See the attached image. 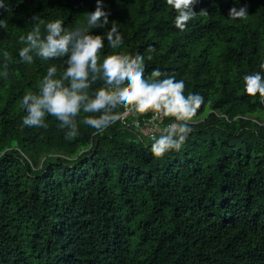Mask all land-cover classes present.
<instances>
[{
    "label": "trees",
    "instance_id": "obj_1",
    "mask_svg": "<svg viewBox=\"0 0 264 264\" xmlns=\"http://www.w3.org/2000/svg\"><path fill=\"white\" fill-rule=\"evenodd\" d=\"M5 2L0 264H264V103L245 93L243 80L264 62V0H198L185 31L166 0H103L109 25L92 30L105 36L101 60L141 54L145 78L159 68L185 82V95L204 98L183 148L162 159L133 118L94 135L81 111L72 140L55 117H46L47 129L24 126L23 95L38 91L50 65L62 71L66 57L23 63L20 37L34 15L78 27L96 0ZM244 5L247 19L230 20L229 9ZM112 21L120 49L107 45Z\"/></svg>",
    "mask_w": 264,
    "mask_h": 264
},
{
    "label": "clouds",
    "instance_id": "obj_2",
    "mask_svg": "<svg viewBox=\"0 0 264 264\" xmlns=\"http://www.w3.org/2000/svg\"><path fill=\"white\" fill-rule=\"evenodd\" d=\"M198 0H166V4L176 13L175 27L185 31L189 21L197 13L194 6ZM0 10L8 11L5 0H0ZM201 15H206L201 10ZM110 11L105 10L103 0H96V8L86 14V21L78 27L67 28L61 19L43 21L39 15L31 18L32 29L26 37H20L24 46L19 49L20 61L33 64L34 58L44 61L66 57V67L60 71L57 65L47 68L39 82L38 91H27L22 97L21 107L25 111L22 123L27 127L48 128L46 117H55L58 127L65 129V139L72 140L79 135L77 117L81 111L86 114L80 123L94 129V135L125 119L129 114L144 116L152 113L151 120L172 118L159 136L153 135L150 147L156 159H162L169 152H179L193 131V118L204 104L199 93L185 95V82L177 80L159 68H154L145 78V57L116 52L101 60L105 47L104 35H93V29H104L109 25ZM230 20H246L247 5L231 7ZM43 26V34H42ZM7 23L0 19V29ZM107 45L111 49H120L124 43L123 35L115 21L106 33ZM148 53H154L151 46ZM5 63L2 75L8 76L9 54L3 53ZM153 56L149 54L147 60ZM261 71L245 75L244 91L250 97L259 94L264 103V62L259 65ZM102 82L90 94L94 84ZM23 156V153H21Z\"/></svg>",
    "mask_w": 264,
    "mask_h": 264
},
{
    "label": "built area",
    "instance_id": "obj_3",
    "mask_svg": "<svg viewBox=\"0 0 264 264\" xmlns=\"http://www.w3.org/2000/svg\"><path fill=\"white\" fill-rule=\"evenodd\" d=\"M152 113H147L144 116H138L135 114H129L125 119L123 120H128L131 119V123L136 126V128L139 130V133L141 134L142 137L148 139L149 141L153 142L151 140V137L153 135L159 136L163 128L168 126L167 119L164 118L163 120H157V121H152ZM200 122V120H194L193 124ZM170 124V123H169Z\"/></svg>",
    "mask_w": 264,
    "mask_h": 264
}]
</instances>
